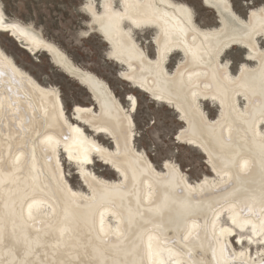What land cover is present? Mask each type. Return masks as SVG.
I'll list each match as a JSON object with an SVG mask.
<instances>
[{
	"label": "bare ground",
	"instance_id": "bare-ground-1",
	"mask_svg": "<svg viewBox=\"0 0 264 264\" xmlns=\"http://www.w3.org/2000/svg\"><path fill=\"white\" fill-rule=\"evenodd\" d=\"M204 5L219 27L201 28L193 9L174 0L85 6L134 87L181 114L187 129L179 141L206 156L216 177L195 184L174 163L161 172L136 151L131 111L108 84L9 21L0 6V35L48 53L99 105L75 106L69 119L59 91L41 86L0 47V264H264L247 252L264 253V12L250 10L245 20L231 0ZM150 32L154 60L138 40ZM235 48L255 64L236 77L222 61ZM177 55L183 62L170 74ZM202 102L220 108L218 121L208 120ZM61 154L79 167L88 193L66 181ZM97 159L118 181L90 171ZM234 237L246 250L231 249Z\"/></svg>",
	"mask_w": 264,
	"mask_h": 264
},
{
	"label": "rangeland",
	"instance_id": "rangeland-1",
	"mask_svg": "<svg viewBox=\"0 0 264 264\" xmlns=\"http://www.w3.org/2000/svg\"><path fill=\"white\" fill-rule=\"evenodd\" d=\"M174 1L192 8L197 24L201 28L220 26L216 13L208 9L204 3L193 4L190 0ZM231 1L235 12L245 20L250 18V10L264 7V3L260 0ZM88 2L89 0H0V6L9 21L29 27L32 32L62 51L80 69L98 76L108 84L125 109L131 111L135 122L136 151L146 156L158 171L166 172V164L172 162L180 168L192 184L201 182L205 176L216 179L210 169L208 158L198 149L179 141L181 132L187 129L186 123L182 122L181 114L173 107L160 104L149 94L137 90L126 76L128 68L115 62L111 56V47L96 30H92V18L85 11ZM100 2L101 0H97L98 4ZM244 2L248 5L246 6ZM252 4L256 6L252 7ZM93 28L95 29V26ZM154 33L138 36L141 48L152 60L157 57V48L153 42ZM260 45L264 50L262 39H260ZM0 47L19 68L31 75L41 86L54 87L59 91L69 119H74L75 106L93 105L89 91L61 70L48 53L40 51L33 54L27 50L25 44L17 42L8 34L0 35ZM246 55V51L235 48L222 60L224 65L229 63V69L234 77L239 75L244 64L255 65L253 62L246 61ZM181 62H183L181 55L173 56L167 64L168 72L174 74ZM129 96L137 100L138 106L135 111H132L133 103L127 100ZM201 107L209 121H218L221 113L219 107L209 102H202ZM88 129L87 127L86 130ZM87 134L92 136L88 131ZM95 139L107 151L114 150L111 141L101 137H95ZM60 157L66 181L72 189L88 193L89 189L82 180L79 167L67 160L64 155L61 154ZM90 171L108 181L119 179L100 159L96 160L95 166L90 165ZM222 222L227 223V220L222 219ZM227 243L235 252L247 248L246 245L239 244L235 237ZM247 252L249 256L254 258L261 256L264 259V253H260L259 250L248 248ZM257 253L259 255L256 256Z\"/></svg>",
	"mask_w": 264,
	"mask_h": 264
},
{
	"label": "snow or ice",
	"instance_id": "snow-or-ice-1",
	"mask_svg": "<svg viewBox=\"0 0 264 264\" xmlns=\"http://www.w3.org/2000/svg\"><path fill=\"white\" fill-rule=\"evenodd\" d=\"M190 2L191 3H193V4H196V3H199V4H203L204 3V0H190ZM260 2L261 3H264V0H260ZM256 5L255 4H252V7H255ZM261 12H264V8H261ZM3 21H0V23H2ZM3 31L4 32H7L8 31V29H3ZM5 51H6V49H5ZM127 100H129V101H131L132 103H133V101H132V97H127ZM133 111H135L136 109H132Z\"/></svg>",
	"mask_w": 264,
	"mask_h": 264
},
{
	"label": "water",
	"instance_id": "water-1",
	"mask_svg": "<svg viewBox=\"0 0 264 264\" xmlns=\"http://www.w3.org/2000/svg\"><path fill=\"white\" fill-rule=\"evenodd\" d=\"M23 48V47H22ZM24 49V48H23ZM92 107L94 108V109H97V108H99V105H98V102L95 100V98H93L92 97Z\"/></svg>",
	"mask_w": 264,
	"mask_h": 264
}]
</instances>
